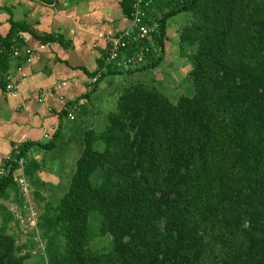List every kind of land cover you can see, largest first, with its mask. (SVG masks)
Here are the masks:
<instances>
[{"label":"trees","instance_id":"obj_1","mask_svg":"<svg viewBox=\"0 0 264 264\" xmlns=\"http://www.w3.org/2000/svg\"><path fill=\"white\" fill-rule=\"evenodd\" d=\"M133 1H125L129 17ZM183 12L189 18L179 30V54L192 66L193 91L173 102L155 81L129 84L103 129L84 131L66 192L54 201L40 187L33 192L42 208V264H264V0H156L146 62L114 65L100 80L158 68L168 20ZM19 30L22 23L12 22L0 37L3 88ZM58 135L21 143L0 175V264H29L33 257L8 232L15 217L1 200L22 206L18 161L25 160L24 175L38 185L35 175L45 164L29 151L56 150ZM103 236L109 246L92 249Z\"/></svg>","mask_w":264,"mask_h":264},{"label":"crops","instance_id":"obj_2","mask_svg":"<svg viewBox=\"0 0 264 264\" xmlns=\"http://www.w3.org/2000/svg\"><path fill=\"white\" fill-rule=\"evenodd\" d=\"M125 1L0 0V37L8 35L12 22H20L25 30L18 32L19 44L35 53L31 63H27L24 54L9 58L8 69L14 82L18 81V67L28 74L15 92H7L0 82V162L12 155L16 145L47 143L58 132L56 150L35 146L29 151L30 158L45 164L35 179L42 186L47 183L58 186L69 167L73 169L59 154L72 146L71 137L93 128L94 123L104 120L116 108L124 87L138 81L156 80L160 84L164 77L177 82L187 76L192 67L176 57L179 30L189 18L183 12L168 20L164 61L158 68L108 75L95 86L92 78L100 72L108 54L107 38L131 25ZM176 64L180 66L177 68ZM183 66L187 74L178 79ZM44 88L50 91L41 102L39 97ZM67 109L74 119L60 118ZM65 138L68 142L61 144ZM42 186L41 192L47 190L41 189Z\"/></svg>","mask_w":264,"mask_h":264},{"label":"rangeland","instance_id":"obj_3","mask_svg":"<svg viewBox=\"0 0 264 264\" xmlns=\"http://www.w3.org/2000/svg\"><path fill=\"white\" fill-rule=\"evenodd\" d=\"M180 51L177 50L176 54H178L176 57L177 59H181V62H183V64L187 63L185 66H191L190 62L185 59V58H181L180 57ZM179 57V58H178ZM180 66V64H176V67L178 68ZM183 66L182 69H180L181 73L180 75H178V79L183 77V74H187V68ZM192 67V66H191ZM189 74V73H188ZM188 74L186 77H184V79L177 81V82H170L167 81L168 78L163 79V82H161L160 84H157L155 82V84H157L160 88L161 91H164L167 93V96L173 101L176 102L177 98L179 95H181L183 92V94H187L193 91L194 87L193 84L190 82V80L188 79ZM186 78V79H185ZM156 79V78H155ZM156 81V80H155ZM148 83H151V81H148ZM108 114V113H107ZM107 115H105V120H101L99 119L96 123H94L93 128H96L98 130L103 129L104 125L107 123ZM78 131V130H77ZM82 131V130H81ZM80 132V131H79ZM79 132L77 134L74 135V138L72 139L71 137V145L68 148H65L61 151V154L59 155H63L64 160L67 163H69L70 165H73V169L71 170V168L69 167V169L65 172L63 178L60 180V183L57 185H53V187L50 186L49 189L47 190H43L42 194L44 196H46L48 199L54 201L55 199H59L68 189L70 181H71V177L72 174L74 172L75 166H76V160L79 158V156L81 155V147H79L80 142H78L79 140L82 139V133ZM68 142L67 139L65 138L63 141H61V144H64ZM60 142V141H59ZM59 155H57V161L60 159ZM54 161V160H53ZM27 183H28V196H24L22 195L21 191H20V195L19 197H21L23 199L22 200L23 204L22 206L16 202L15 200H9V201H2L1 203H4L9 209L10 211L14 214L15 220L10 222L9 229L8 232L12 233V234H16L17 239H18V243L20 244H26L28 245V249L29 252L32 253L33 257L29 260V264H42L44 256H42V252L44 249V243L42 241L38 242L40 237H39V232L37 229V219L39 217V215L42 212V208L38 205V202L35 200L33 192L35 189H39L40 186H42L40 180H36V183L38 185H35L34 182H32V180L30 178H27ZM95 215V214H94ZM90 219V225L91 228H93V216ZM3 213L0 212V226L3 225ZM111 238L108 236H103V237H97L95 238L92 242H91V247L92 249H106L109 246Z\"/></svg>","mask_w":264,"mask_h":264},{"label":"built area","instance_id":"obj_4","mask_svg":"<svg viewBox=\"0 0 264 264\" xmlns=\"http://www.w3.org/2000/svg\"><path fill=\"white\" fill-rule=\"evenodd\" d=\"M184 1V0H181ZM187 1V0H186ZM156 0H134L132 4V10L130 14L131 25L128 29L123 32L109 36L107 38L108 43V54L104 59V64L100 72L92 78L93 83H97L101 78V72H104L109 67L114 65L121 66L124 68H136L142 66L146 60L147 55L150 53L151 49L154 48V39H155V27L147 23V19L151 14L153 6L155 5ZM148 43H151L148 44ZM133 44H142L138 49L131 53H127V49ZM5 51V47L0 41V53ZM25 55L27 63H31L35 57V53L32 49L25 47L24 45L16 44L12 52L10 51V56L12 55ZM1 73V72H0ZM1 75V74H0ZM28 74L23 67L17 68V82L13 81V75L8 72L5 73L4 79L6 81V91L15 92L19 88V83L27 79ZM50 91L48 88L41 90L39 101H43ZM71 119H74V114L71 112L69 114ZM20 144L15 146V150H19ZM11 160V156L4 159L0 162V175L6 173V162ZM20 170L19 174L16 177L22 195L28 196V183L26 176L23 172V167L25 165V160L20 159Z\"/></svg>","mask_w":264,"mask_h":264}]
</instances>
